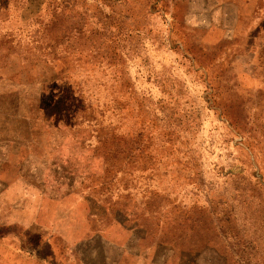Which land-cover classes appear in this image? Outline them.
<instances>
[{"label": "rangeland", "instance_id": "1", "mask_svg": "<svg viewBox=\"0 0 264 264\" xmlns=\"http://www.w3.org/2000/svg\"><path fill=\"white\" fill-rule=\"evenodd\" d=\"M0 264H264V0H0Z\"/></svg>", "mask_w": 264, "mask_h": 264}, {"label": "crops", "instance_id": "2", "mask_svg": "<svg viewBox=\"0 0 264 264\" xmlns=\"http://www.w3.org/2000/svg\"><path fill=\"white\" fill-rule=\"evenodd\" d=\"M234 5H237V6H239L240 4H239V3H234Z\"/></svg>", "mask_w": 264, "mask_h": 264}]
</instances>
